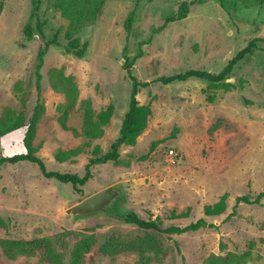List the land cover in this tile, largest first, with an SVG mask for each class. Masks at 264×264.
Listing matches in <instances>:
<instances>
[{"label":"rangeland","instance_id":"374dc122","mask_svg":"<svg viewBox=\"0 0 264 264\" xmlns=\"http://www.w3.org/2000/svg\"><path fill=\"white\" fill-rule=\"evenodd\" d=\"M33 1L0 0V124L8 115L28 123L38 107L33 145L47 171L83 176L89 161L110 149L129 107L128 66L137 80L150 82L136 97L152 113L136 143L122 145L117 162L91 165L79 189L44 176L33 162L0 165V264H49L43 248L13 254L3 245L41 238L65 263L89 240L77 264H202L229 253L264 264V197L234 208L237 196L264 191V4L105 0L96 21L77 35L79 48L85 46L77 55L60 10L46 0L35 8ZM183 2H192L187 15L169 21ZM252 40L255 47L222 81L153 82L190 69L218 74ZM87 100L95 113L113 107L101 137L82 133ZM24 131L18 126L0 136V157L24 151ZM110 185L126 198L121 214L133 210L162 228L187 225L204 217L205 205L228 197L223 213L205 217L210 225L180 234L142 230L105 213L72 220L65 212ZM188 207V217H170ZM140 238L143 251L128 247Z\"/></svg>","mask_w":264,"mask_h":264},{"label":"trees","instance_id":"16d2710c","mask_svg":"<svg viewBox=\"0 0 264 264\" xmlns=\"http://www.w3.org/2000/svg\"><path fill=\"white\" fill-rule=\"evenodd\" d=\"M48 5L57 8L60 10L61 15L64 19L67 20L68 25L64 32V37L69 40L74 49V53L77 55H82L84 53V47L79 48V39L77 35L79 32L87 25L94 23L102 9L105 0H46ZM228 0H220V5L222 8L227 7ZM234 5H246L250 6L252 4H264V0H229ZM35 8H37V0L33 1ZM192 4L183 2L178 8V13L175 16L169 18V21L180 20L183 19L187 13L188 8ZM2 8V2H0V11ZM33 14V13H32ZM131 25V17L128 18V27ZM24 33L27 38H32L33 35V27L30 23H27L24 28ZM50 42H46V46H48ZM255 42L250 41L243 49H241L223 68V70L218 74H213L204 70H196L190 69L183 73H176L170 76H162L159 77L153 82H161L163 84H168L173 81H184L192 77L203 78L208 80L209 82H219L224 80L227 75L231 72L233 66L241 60L246 54L250 53L252 49L255 47ZM44 55V50H40L38 52V59L41 63L42 57ZM130 66H128L127 73L130 75L132 81V90L130 95V102L127 112L124 115L122 120L121 127L119 129L118 136L114 139V141L110 145V149L104 153L103 155L91 159L86 167L85 174L83 176H79L75 173H60L54 171H47L45 165L36 154V148L33 145V139L35 136L36 125L38 120V107L33 112V116L28 123H25L24 120H21L20 115H8L6 117L7 123L0 124V136L5 133L15 129L18 126H22L25 128L24 135L22 138V143L24 147V151L21 153H16L11 156H2L0 157V165L7 163H18L22 161H29L36 163L42 172V174L46 177H53L56 180L63 183H71L72 186L76 189H79L80 186L84 185L86 181L91 177L90 166L98 163H106V162H117L119 159V148L122 145H134L137 141V138L140 134L145 130L148 122V118L152 113L150 103L140 104L137 100V94L140 88L146 87L150 84V82H141L137 80L134 76L130 74ZM226 88L232 87L231 83L224 84ZM113 114V107L109 105L106 109L101 110L99 113H95L92 108L90 102L87 100L84 102V119L82 125V133L90 138H98L101 137L104 133V127L109 122L111 116ZM61 124L65 126V121L62 119ZM59 160H63L61 156H57ZM64 157H67V153L64 154ZM228 194L223 193L219 199L213 203L205 205L203 208L204 217H200L195 221L190 222L187 225H169L165 228L160 227L159 223L156 219H144L139 216L133 210H129L121 216V219L128 224H133L137 226L139 229L160 232V233H168V234H180L188 231H197L202 227H206L208 222L205 217L207 216H215L223 213L226 209V200ZM264 197V191L260 192L255 198H252L249 194H244L237 196L235 198L234 208L237 207L241 203H259L261 199ZM188 207L186 211L176 213L174 211L171 212L170 217L172 219H178L189 216ZM146 240L141 239L138 242H134L129 244V248L139 249L143 251L144 245H146ZM139 244V246H136ZM4 247L8 249L11 253L15 254V252H21L23 254L33 253L35 249L43 248L44 256L49 264H77V260L80 259V256L86 252L91 246L90 241L85 240L80 243L74 249L73 260L69 261V263H65L58 252L54 249L52 244L46 238L27 240V241H6L3 243ZM113 243H108V245L104 246V249L108 251L111 250ZM242 255H237L233 253H229L226 256L222 257L219 255H210L207 257L202 264H245V261L241 259Z\"/></svg>","mask_w":264,"mask_h":264},{"label":"water","instance_id":"95a60500","mask_svg":"<svg viewBox=\"0 0 264 264\" xmlns=\"http://www.w3.org/2000/svg\"><path fill=\"white\" fill-rule=\"evenodd\" d=\"M125 200L121 189L116 185H110L70 206L65 212L70 215L72 220L98 213L121 217L123 215L121 214V203Z\"/></svg>","mask_w":264,"mask_h":264},{"label":"built area","instance_id":"2783aa9c","mask_svg":"<svg viewBox=\"0 0 264 264\" xmlns=\"http://www.w3.org/2000/svg\"><path fill=\"white\" fill-rule=\"evenodd\" d=\"M170 155L173 156L174 155V152L173 150H170Z\"/></svg>","mask_w":264,"mask_h":264}]
</instances>
